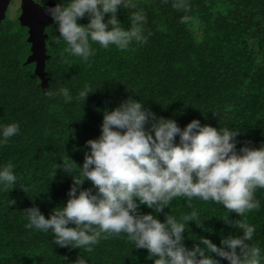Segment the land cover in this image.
Returning a JSON list of instances; mask_svg holds the SVG:
<instances>
[{
    "label": "trees",
    "instance_id": "trees-1",
    "mask_svg": "<svg viewBox=\"0 0 264 264\" xmlns=\"http://www.w3.org/2000/svg\"><path fill=\"white\" fill-rule=\"evenodd\" d=\"M48 2L60 0H42L40 6ZM188 6L184 12L164 0H131L130 7L118 10L117 20L126 29L133 13L142 11L145 34L151 33L147 43L127 51L94 44L88 63L64 53L66 45L51 22L44 29L43 91L34 63H26L28 29L17 20L0 23V125H19L18 134L0 146V165L12 164L17 177L14 185L0 186V264H74L79 254L87 264H153L147 251L123 234L101 238L87 252L57 247L50 231L25 228L23 210L35 206L47 218L64 205L71 185L64 164L74 169L71 162L83 163L85 142L99 136L103 112L129 97L181 129L195 119L238 131L237 149L264 144V0H188ZM186 15L200 22L198 41L188 33L191 20L180 22ZM85 84L94 92L83 101L78 92ZM60 88L68 89V98L48 94ZM91 187L85 182L81 190ZM254 196L259 209L241 217L198 197H175L157 218L163 222L168 213L179 220L196 211L198 218L185 228L188 248L200 236L219 246L222 236L238 234L236 220H246L255 226L250 243L264 254V189Z\"/></svg>",
    "mask_w": 264,
    "mask_h": 264
},
{
    "label": "clouds",
    "instance_id": "clouds-1",
    "mask_svg": "<svg viewBox=\"0 0 264 264\" xmlns=\"http://www.w3.org/2000/svg\"><path fill=\"white\" fill-rule=\"evenodd\" d=\"M164 3L189 11L188 0ZM130 6L131 0H60L43 11L56 26L57 38L66 45L64 53L88 63L95 55L94 44L127 51L132 45L147 43L151 33L145 34L142 11L133 13L126 29L117 20L118 10ZM85 17L86 24L78 23ZM190 20L186 15L180 22ZM92 92L91 85L85 84L78 96L84 101ZM48 94L69 97L67 88ZM18 132L15 122L0 125V146ZM238 135L240 132L227 127L202 126L195 119L181 129L174 119L157 117L142 102L129 97L103 112L99 136L85 142L88 151L83 163L77 166L71 162L74 169L64 164L63 173L71 177L64 205L53 208L47 218L35 206L23 210L25 228L50 231L57 247L87 252L101 238L123 234L133 247L145 249L153 264H221V260L262 264L264 254L250 243L255 226L246 220H236L238 234L222 236L219 246L200 236L199 242L188 248L183 243L185 228L187 222L198 218L196 211L181 215L179 220L168 213L163 222L157 218L175 197L211 201L238 217L259 209L254 193L264 189V144L237 149ZM57 170L52 171V179ZM16 180L12 164L0 165V186L8 188ZM85 182L92 187L81 190ZM141 206L151 211L142 214ZM74 264L87 261L79 254Z\"/></svg>",
    "mask_w": 264,
    "mask_h": 264
},
{
    "label": "water",
    "instance_id": "water-1",
    "mask_svg": "<svg viewBox=\"0 0 264 264\" xmlns=\"http://www.w3.org/2000/svg\"><path fill=\"white\" fill-rule=\"evenodd\" d=\"M10 0H0V21L3 18L6 4ZM22 15L19 18L20 25L26 27L30 44V55L26 63H34V74L40 79V86L46 88L47 79L43 73L44 61L46 60L44 45V29L50 24L51 18L45 14L43 8L38 6L33 0H21ZM53 3L48 2L45 7H52Z\"/></svg>",
    "mask_w": 264,
    "mask_h": 264
},
{
    "label": "rangeland",
    "instance_id": "rangeland-1",
    "mask_svg": "<svg viewBox=\"0 0 264 264\" xmlns=\"http://www.w3.org/2000/svg\"><path fill=\"white\" fill-rule=\"evenodd\" d=\"M33 1L38 6H40V3H37V0H33ZM53 5H55V4L53 3ZM44 7H45V5L43 7H41V8H44ZM21 15H22V3H21V0H10L5 6L4 15H3V18L0 21V23L3 22V21H6V20H17L18 23L20 24L19 18H20ZM51 22H52V20H51ZM187 30H188V33L190 34V36H191V38L193 40L198 41L200 39V37L202 35V32H201L200 22H199V20L197 18H195V19L190 21V23L188 24ZM44 36H45V34H44ZM44 45H45V43H44ZM45 52H46V49H45ZM42 91H43V89H42ZM214 120H215V118H212L211 120H209V124H213Z\"/></svg>",
    "mask_w": 264,
    "mask_h": 264
}]
</instances>
